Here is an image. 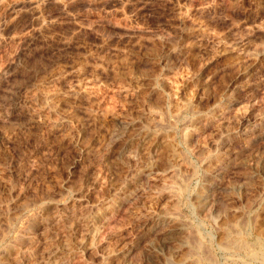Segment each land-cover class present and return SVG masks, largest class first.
I'll use <instances>...</instances> for the list:
<instances>
[{
	"label": "rangeland",
	"instance_id": "obj_1",
	"mask_svg": "<svg viewBox=\"0 0 264 264\" xmlns=\"http://www.w3.org/2000/svg\"><path fill=\"white\" fill-rule=\"evenodd\" d=\"M120 116L135 179L89 163ZM263 155L264 0H0V264H45L78 204L102 226L57 264H264Z\"/></svg>",
	"mask_w": 264,
	"mask_h": 264
},
{
	"label": "bare ground",
	"instance_id": "obj_2",
	"mask_svg": "<svg viewBox=\"0 0 264 264\" xmlns=\"http://www.w3.org/2000/svg\"><path fill=\"white\" fill-rule=\"evenodd\" d=\"M242 46H243V49L241 50V52L243 53V55L244 54L246 55V52H247V49H248L247 48V44L243 43L241 45V48H242ZM207 52H209L208 49H207ZM208 56H210V54L209 55H203V58H207ZM68 72H70V71H68ZM68 72L66 74H57L54 77H52L51 80L49 81V83L47 84V87L48 88L49 87L51 88V86H53V87L56 86L57 87L58 84L60 86V84H62V82L64 83L63 85L68 84L70 82V81L66 82V80L70 79V78H68V76L74 75L72 77L80 78V74H77V73L73 74L72 71L68 74ZM70 85L73 87L72 84H70ZM51 90H53V88H51ZM54 91H55V89L53 90V92ZM62 91H63V89H62ZM39 94L40 95H38L39 96L38 100L41 101L42 103L47 104V105L50 104L51 102H53L55 97L57 96V93H50V92H47L45 90L43 92L41 90V93H39ZM74 95L76 96L77 94L74 93ZM129 125H130L129 119L126 118V116H120V117H115V119H113V121H112V124L111 125L109 124V127H107L106 130H102V131H105L104 137H103L102 148H101V150L99 152L96 151L97 154H95V151H94L95 155L93 154L94 156L90 158V160H89L90 162L88 161L91 164V166H94L96 164L97 165L98 164H101V165L104 164L105 165V164H108L109 162L111 163L112 161H114V162H117V163L122 164L124 166L123 170H122V173H124L123 171L125 169V173L126 174H124V176L126 175V177L129 176V177H133L134 178V176L137 175V173H139V171L142 172L143 167H141V165L140 166L138 165V163L141 162L140 159H139V153L137 152V150H132L131 145H129L127 142L123 141V138H122L124 136V134L126 132V129L128 128ZM87 155L89 156V154H87ZM260 156H262V155H260ZM258 159H260V158H258ZM90 164H89V166H90ZM147 165H149V164L147 163ZM233 165H235V164H233ZM119 166H121V165H119ZM228 168H229V164H226L225 167H222L219 171H216L217 173H216L215 177H216L217 181L216 182H212V183L210 182L208 184L207 189L205 190V193H203L202 198L200 200V203H201V206H202L203 209L206 210L210 206H213V204H215L217 202V200L219 199V198L217 199V197L221 194V193L219 194V192L222 189L220 187V185H222L221 182L224 181L225 174L227 173L228 170H230ZM90 169H88V170H90ZM91 174L92 173H90V171L88 173L86 172L85 176L82 179V182H84L85 188L88 187L91 182H95L96 181V177H94ZM227 179H228V177H227ZM127 181H128V179H127ZM224 185H225V182H224ZM219 187H220V190H219ZM223 190H222V192H224ZM130 194H132L131 195L132 198L130 200V201H132L131 204L136 205V203L138 202V198L142 194L141 191L140 192L139 191H135V192L130 193ZM95 210L96 209H94V207H90L89 205L78 204L76 206V208H74L73 210L69 211L68 213H65L67 211L64 212V214L66 215L65 218L60 213L56 214V218L54 219L53 224H51L49 227L50 228L52 227L56 231L61 233L59 235H60L61 238H63V242L61 241L62 244H56L55 242L54 243H50V238H49L50 232L47 231V232L44 233L45 236L40 240L41 242L44 241V243H42V245H41V243H39V245L43 246V244H45L43 246L44 248L42 247L43 248L42 249V251H43L42 252L43 253L42 257L40 256L45 264H57L55 262L54 258H56L58 255L61 256L60 253L63 252L64 246L68 244V241L66 239L69 238L70 236H75V237H79V238L84 237V240H89V241H93L95 239V236L97 235V233L100 230V227L102 226V223H101L102 219H104L103 218V214L100 213L99 210H98L99 212H97ZM60 212H62V211H60ZM70 238H72V237H70ZM38 247H40V246H38ZM199 247H201V246H199ZM40 252H41V250H40ZM38 255H41V254L38 253ZM30 257L31 256H28V257H24L22 259H25L24 261L26 263V260L28 261ZM41 264H42V262H41Z\"/></svg>",
	"mask_w": 264,
	"mask_h": 264
}]
</instances>
